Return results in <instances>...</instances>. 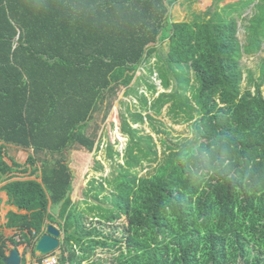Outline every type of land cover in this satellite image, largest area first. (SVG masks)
I'll return each mask as SVG.
<instances>
[{
	"label": "trees",
	"instance_id": "obj_1",
	"mask_svg": "<svg viewBox=\"0 0 264 264\" xmlns=\"http://www.w3.org/2000/svg\"><path fill=\"white\" fill-rule=\"evenodd\" d=\"M181 1L0 0V182L22 168L7 162L9 146L33 149L28 163L40 164L32 173L42 179L3 187L17 209L6 224L21 232L15 247L25 244L35 255L49 221L65 234L60 264H264V58L258 76L242 64L263 51L264 0L246 43L237 20L218 10L210 19L174 23L171 11ZM143 67L150 77L132 85ZM144 86L152 95L164 92L150 100L140 94ZM122 87L139 102L124 103L119 115L129 138L124 164L110 180H92V189L99 184L94 198L112 208L100 202L82 209L72 200L68 152L102 149V135L96 148L97 132L87 128ZM165 107L191 123L194 137L162 140L159 155L153 136L133 125L149 122L160 132L155 115ZM107 154L113 163L120 158L113 145ZM145 163L157 165L141 176ZM105 181L113 190L102 200ZM87 211L93 223L116 230L125 217L123 236L87 228ZM7 252L0 233V264Z\"/></svg>",
	"mask_w": 264,
	"mask_h": 264
},
{
	"label": "rangeland",
	"instance_id": "obj_2",
	"mask_svg": "<svg viewBox=\"0 0 264 264\" xmlns=\"http://www.w3.org/2000/svg\"><path fill=\"white\" fill-rule=\"evenodd\" d=\"M182 0L181 3H177L176 6L171 11V20L174 23L177 22H184V21H192L197 17H206L207 19H210L208 15H211L215 11H219L220 14H222L224 17H232L235 18L238 22V37L243 42L246 43L247 39L249 37V25L251 23V20L254 18V15L256 14L255 7L259 4V0ZM172 26L169 23L166 29L164 30V36H168L170 34ZM166 50L167 44L163 46ZM264 58V45H263V51H261L259 54L253 55V56H245L243 58L242 64L245 69V72L247 70H252L257 73L256 76L259 75V69L258 66ZM155 62V60H153ZM146 76L145 68L143 67L141 71H139L132 83V85L136 84L138 77L140 76ZM150 77V76H146ZM152 77V76H151ZM152 82L160 87V81L156 76H153ZM156 79V80H155ZM247 82V81H246ZM246 85V84H245ZM122 91L118 92L116 96L111 97L108 99L104 106H102V109L99 111H96L94 114L93 119L90 122L89 127L87 128V134H96L97 132V144L96 148L98 146V138L102 135L103 138V144L102 149L97 152L96 149L92 152L85 148L80 149H73L68 152V158L70 167L72 168L75 180H74V190L72 193V200L74 203L78 202L80 204V207L82 209L88 210V205L92 204H101L105 205L106 207L112 208L111 204L103 203L102 201H97L94 198V193L92 190L96 188L98 190L99 184H95V186L92 189V180L97 179L99 183H102L101 178H106L109 176V180L112 177V174L116 172L118 169L117 165L124 164V155L123 153L126 150L129 138L128 136L123 135L121 131L120 126V113L124 112L126 109V106L124 103H133L136 106H139V102L137 98L133 95H128L126 93V88L122 87ZM160 89V90H159ZM158 92L156 91L154 95H152V92L148 91L146 86L140 88V94H145L150 100H154V98H157L159 93L164 92L161 88H159ZM170 92V90L166 91ZM168 107V106H167ZM165 107L162 114L155 115V125L159 128L160 132H157L156 129L153 128V126L146 122L143 124H134L133 127L138 130H142V134H149L152 135L155 139V142L157 143V150L159 152V155H161L165 150V145H163L162 140H167L170 144H178L181 142H185L188 139H192L194 137L191 123L188 122H181L180 119L174 117L172 114L169 113L168 108ZM136 110V109H135ZM137 109L136 111H138ZM150 113V112H149ZM152 114V113H150ZM146 114H144L145 116ZM113 145L114 149L120 153V158L117 159V162L114 161V163L110 160L108 154H107V146ZM8 158L7 161L9 163H12L11 160H16L17 163H19L22 168H26V172L34 170L36 167H40V164L32 165V163H28V158L30 155L34 154L33 149H24L21 147H10L8 149ZM53 155H48V159H52ZM13 157V158H12ZM45 155H43V158ZM100 162L104 169L99 170L98 163ZM115 164V165H114ZM157 164H153L152 167L148 163H145L144 168H139L141 176L148 174L149 172H153V168L156 167ZM22 171H18V173H21ZM24 174V173H21ZM41 172H38L37 174H33V178L39 177ZM117 175V173H115ZM29 176V175H27ZM26 175H21L19 178L27 177ZM107 183L105 194H102L101 198L102 200L105 199L106 195L112 194L113 188L110 186V183ZM88 201V202H85ZM87 216L85 217L86 227L89 228L92 224L93 226H99L104 228L107 231L117 232L116 236L122 237L123 234L121 231L123 230V226L125 225V217L121 218L115 225L121 224V229L116 230L115 228H112L110 224H101L97 223L95 220L94 223L92 222V215H90L93 212L87 211ZM98 253H102V258L106 259H112L113 253L102 251L99 249ZM99 257V256H98ZM96 259V258H95Z\"/></svg>",
	"mask_w": 264,
	"mask_h": 264
},
{
	"label": "crops",
	"instance_id": "obj_3",
	"mask_svg": "<svg viewBox=\"0 0 264 264\" xmlns=\"http://www.w3.org/2000/svg\"><path fill=\"white\" fill-rule=\"evenodd\" d=\"M2 144L3 143L0 142V146ZM10 147H16V146H9L8 149ZM6 160H7V158H6ZM9 164L12 165V163H9ZM26 168L27 167H23V168H20V169H15L13 173H10L9 175L5 176L3 178V181L0 182V233L7 240V243H8V252L10 251V249H12L13 247H15V245H13L11 243V240L15 239L17 241H20V239H21V232L19 230H17L16 228L9 229V228L6 227V224L8 223V217H7L8 216V213L11 212V211L17 212V209L14 206H11L9 204L8 194L5 191H3V187L8 182H11L13 180H36V179L38 181H41L42 180V179H38V178H33V176H32L33 175V173H32L33 170L32 171H29V172H26L24 174L18 173V171L23 170V169H26ZM21 175H26V176L29 175V176L24 177V178H19V177H21ZM20 213L21 214H26L25 211H21ZM49 224L56 226L61 231L60 226L58 224H53V223L47 221V224H46V227H45V233H46V228H47V226ZM61 233H62V237L64 239L65 234H64V232H61ZM41 235H38V239H39V237ZM16 248H18L20 250V253H21L22 257H23V264H37L39 262V256L36 254V252H35V255L33 254V248L32 247H28L27 245L24 244V245H21V246L16 247ZM57 254L59 256L61 254V251H58Z\"/></svg>",
	"mask_w": 264,
	"mask_h": 264
},
{
	"label": "water",
	"instance_id": "obj_4",
	"mask_svg": "<svg viewBox=\"0 0 264 264\" xmlns=\"http://www.w3.org/2000/svg\"><path fill=\"white\" fill-rule=\"evenodd\" d=\"M63 237L61 231L54 225L49 224L46 233L43 234L35 245V252L39 257L57 253L61 249ZM5 264H23V257L16 247L10 249L5 259Z\"/></svg>",
	"mask_w": 264,
	"mask_h": 264
},
{
	"label": "built area",
	"instance_id": "obj_5",
	"mask_svg": "<svg viewBox=\"0 0 264 264\" xmlns=\"http://www.w3.org/2000/svg\"><path fill=\"white\" fill-rule=\"evenodd\" d=\"M154 76L157 77V74ZM33 235L36 236L37 233L34 232ZM37 264H60L59 256H58V254L54 253V254L48 255L46 257H42V260L39 261Z\"/></svg>",
	"mask_w": 264,
	"mask_h": 264
}]
</instances>
